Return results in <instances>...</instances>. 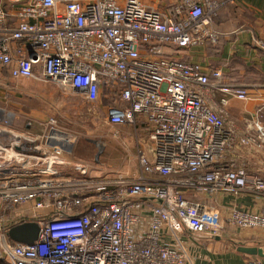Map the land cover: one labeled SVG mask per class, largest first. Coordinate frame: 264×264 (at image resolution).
Returning <instances> with one entry per match:
<instances>
[{
    "label": "built area",
    "instance_id": "1",
    "mask_svg": "<svg viewBox=\"0 0 264 264\" xmlns=\"http://www.w3.org/2000/svg\"><path fill=\"white\" fill-rule=\"evenodd\" d=\"M224 5L174 0L160 12L145 0H28L16 25L0 6V66L13 79L53 81L91 104L112 98L106 125L130 126L137 138L140 128L152 154L139 139L134 178L96 179L89 165L69 161L75 138L54 118L34 140L44 141L39 154L14 151L30 138L0 146V158L10 153L0 164V260L188 264L199 238L227 227L264 231V176L246 159L264 157V99L234 122L230 101H250V88L169 55L217 45ZM253 45L264 52V40ZM243 196L255 208L238 203ZM29 221L40 226L37 241L13 242L10 229Z\"/></svg>",
    "mask_w": 264,
    "mask_h": 264
},
{
    "label": "rangeland",
    "instance_id": "2",
    "mask_svg": "<svg viewBox=\"0 0 264 264\" xmlns=\"http://www.w3.org/2000/svg\"><path fill=\"white\" fill-rule=\"evenodd\" d=\"M260 53L264 56L263 51ZM252 76L256 77V74ZM229 81L243 85L236 80ZM109 103H114L112 98L91 104L58 83L16 81L9 78L5 70H0V146L10 150L18 139L39 140L44 134V124L54 118L65 132L75 138L72 156L68 159L89 165L96 179H114L117 174L134 178L138 169L139 139L142 149H150L151 143L147 138H142L144 134L140 128L137 138L130 126L125 129L107 126L104 117L105 106ZM240 103L242 107L246 104ZM245 117L231 116L234 122H240ZM262 121L264 124V114ZM34 143L37 147L44 145L42 140L39 145L37 141ZM4 155L0 158V164L10 153ZM246 159L251 169L264 173V158L246 156Z\"/></svg>",
    "mask_w": 264,
    "mask_h": 264
},
{
    "label": "crops",
    "instance_id": "3",
    "mask_svg": "<svg viewBox=\"0 0 264 264\" xmlns=\"http://www.w3.org/2000/svg\"><path fill=\"white\" fill-rule=\"evenodd\" d=\"M217 1L225 2L216 21V28L221 33L219 43L192 50L170 49L169 55L186 62L199 63L207 73L221 69L225 79L236 80L249 87L254 94L253 98L243 107L241 101L231 100L228 110L230 118L231 116H251L264 99V56L260 53L262 51L253 45L255 39L264 40V0ZM27 2L28 0L18 2L0 0V6H3L9 14L10 23L16 25V13ZM145 3L157 11L164 12L174 4V0H145ZM0 70H5L9 78L13 79L6 68L0 66ZM252 74H256V77H253ZM26 80L33 81V79L16 81L24 82ZM37 82L55 83L53 81ZM82 100L86 101L84 98ZM126 127H121V129ZM143 150L149 157H152L151 145L150 149ZM70 156L72 154L68 158ZM69 161L71 160L69 159ZM238 203L247 208H255L256 204L250 196L241 197ZM230 204L231 199H224L220 202L223 207ZM22 211L29 214L33 210L27 206ZM216 238H199L197 244L189 249L188 264H264V258L247 256L238 251V246L241 244L264 246V231H246L227 227L219 237L221 240ZM225 242L227 243L223 244ZM3 261L5 264H10L7 260H0V262Z\"/></svg>",
    "mask_w": 264,
    "mask_h": 264
},
{
    "label": "water",
    "instance_id": "4",
    "mask_svg": "<svg viewBox=\"0 0 264 264\" xmlns=\"http://www.w3.org/2000/svg\"><path fill=\"white\" fill-rule=\"evenodd\" d=\"M14 151L28 155L39 154L35 143L32 141H22L18 146L14 147ZM39 233V224L36 221H29L13 226L9 231V238L15 243L33 245L37 241ZM216 239L221 240L219 237ZM238 251L247 256L264 258V246H246L241 244L238 246Z\"/></svg>",
    "mask_w": 264,
    "mask_h": 264
},
{
    "label": "trees",
    "instance_id": "5",
    "mask_svg": "<svg viewBox=\"0 0 264 264\" xmlns=\"http://www.w3.org/2000/svg\"><path fill=\"white\" fill-rule=\"evenodd\" d=\"M263 114H264V110L262 111V113L260 114V120L261 122L263 123L262 121V118H263ZM141 126H142V129L144 132H147L146 129H145V126H144V122H141ZM262 158H264L263 156H261ZM263 176H264V173H261Z\"/></svg>",
    "mask_w": 264,
    "mask_h": 264
}]
</instances>
